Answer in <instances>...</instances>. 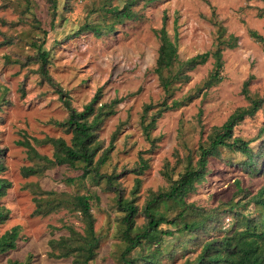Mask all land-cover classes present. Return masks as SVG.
<instances>
[{
    "label": "rangeland",
    "instance_id": "1",
    "mask_svg": "<svg viewBox=\"0 0 264 264\" xmlns=\"http://www.w3.org/2000/svg\"><path fill=\"white\" fill-rule=\"evenodd\" d=\"M124 6L136 16L117 17L114 10ZM164 15L182 60L221 47L224 65L222 80L213 86H204L213 69V58L190 70L187 81L174 84L168 102L187 93H195V97L162 113L151 129L155 139L151 142L142 119L146 104L154 105L148 111L149 119L166 99L155 71ZM251 29L264 36V0H56L55 4L51 0H0V177L11 182L6 193L0 195V209L9 211L0 222V236L20 225L16 247L0 251V264L12 260L76 264L72 256H52L50 239L68 235L69 225L84 232L82 215L68 205H58L48 212L45 206L42 212H36L38 200L49 196L42 190L68 196L97 193L100 199L93 198L92 212L99 244L90 264H124L126 212L117 201L119 190L125 200L135 199L138 213L133 231L140 232L148 221L144 209L151 194L168 190L170 176L175 179L186 165L195 164L199 145L207 144L235 110L248 106L250 98L264 96V41L254 37ZM230 33L237 36L232 47ZM40 48L49 52L46 67L55 84L40 73ZM246 80L249 83L244 92ZM58 87L78 110L98 91L97 105L120 99L115 112L97 131L100 148L95 156L113 143L100 172L114 176V186L106 177H82L80 163L74 167L56 164L41 174L22 172L24 166L37 161L20 141L28 140L49 157H53L54 148L43 139L63 137L71 142L72 132L55 123L69 114L66 97ZM262 126L264 103L255 115L246 116L235 126L234 134L251 140L253 150L261 151L259 164L264 166V134L259 135ZM141 156L148 160L149 167L138 175L134 169ZM246 160V154L220 147L219 153L209 158L205 180L185 197V203L173 199L158 202L157 213L175 222L163 221L156 236L145 240L129 256L137 264L196 261L206 241L230 234L241 220L246 221V215L256 223L264 219V209L253 200L264 185V172L252 171ZM164 168L169 177L163 174ZM137 176L142 182L133 193ZM67 177L77 181L69 183ZM186 205L191 206L186 221L204 220L203 226L182 228L184 219L178 213ZM234 264L247 262L234 257Z\"/></svg>",
    "mask_w": 264,
    "mask_h": 264
},
{
    "label": "trees",
    "instance_id": "2",
    "mask_svg": "<svg viewBox=\"0 0 264 264\" xmlns=\"http://www.w3.org/2000/svg\"><path fill=\"white\" fill-rule=\"evenodd\" d=\"M55 4L56 0H51ZM138 1V0H134ZM154 0H146L152 2ZM53 8V12H55ZM114 13L120 19L133 18L136 16L135 12L129 7L124 6L114 10ZM167 16H163V25L159 29L160 44L158 48V56L156 59L155 71L158 73L166 99L159 103L157 109L151 114L148 119V111L153 108L152 103L146 104L143 112L142 127L146 137L151 142L155 139L151 137V129L155 127L157 119L162 113L168 109L179 108L188 102L192 101L195 93H187L180 98H174L170 102L167 98L174 93V84L177 82H185L190 78L188 73L200 64L205 63L210 58L214 59L213 69L204 81V86L209 87L219 83L222 80V69L224 65L223 54L221 47H216L214 50H208L198 53L187 59L182 60L179 57L177 40L172 39L165 26ZM89 28V25H86ZM97 33L101 30L92 27ZM251 34L264 41V36L258 31L251 29ZM237 36L232 33L229 34L230 46L236 45ZM38 55L42 61L40 65V73L44 80H48L55 84V81L49 73L46 62L48 61L49 52L40 48ZM176 68V69H175ZM173 69H175L173 71ZM168 70L169 73L164 72ZM249 80L244 83V92H247V85ZM60 88V87H58ZM62 96H65L64 103L69 110L68 117L62 121H55L56 124L63 126L65 129L72 132L71 142L69 143L63 137H47L43 142H48L53 145V157L40 153L28 140H22L27 146L29 155L32 159L37 161V164L32 166H24L22 172L25 175L41 174L44 169L56 164H69L76 166L77 163L82 164L83 172L82 177L88 174L94 177H106L111 186H114V176L106 175L100 172V168L108 160L110 152L114 147L113 143L108 148L104 149L101 154L95 159V156L100 148L98 143L97 131L104 119L115 112V105L119 102V98H115L110 102H105L97 105L100 91L83 107L78 110L72 104L66 92L62 88L59 89ZM264 103V96L250 98V104L246 107H241L235 110L229 118L218 128L207 144L201 143L199 145V156L195 164L189 163L185 169L179 173L177 178L170 176L167 168H164L163 174L170 176V187L166 191L159 193L153 192L150 199L147 201L144 212L148 221L142 227L140 232L134 233L135 215L138 213V206L135 204V199L125 200L121 190H119L118 204L126 213L123 217L125 223L124 239L127 243L126 248L122 254L124 264H137L129 255L137 247L143 245L145 240L154 238L159 229V225L163 221L175 222L174 219L169 220L164 214H158L155 210L159 201L165 199H173L177 202L185 203V197L197 189V185L205 180L208 173V162L211 156L219 153L220 147H229L232 150H238L247 155L249 167L252 171L264 172V166L259 164L262 162L261 151L255 152L250 145L251 140L244 139L234 134L235 126L242 121L246 116H253L262 107ZM264 134V126L259 130V135ZM140 164L134 169L136 174L141 175L146 168L149 167L148 160L141 156ZM0 168H3L0 165ZM69 183L77 181L75 177H67ZM142 179L136 177L133 193H137ZM11 186V182L3 177H0V195L6 193L7 188ZM119 189V188H118ZM49 196L38 200V208L36 212H42L44 209L48 210L58 205H68L78 210L82 219L85 222L84 232L76 230L73 226L69 225V234L59 238H51L50 254L56 257L72 256L73 262L76 264H90V261L96 255V249L99 244V237L95 230V218L92 212V200L100 199L97 193H76L71 196L65 193H54V191L42 190ZM64 196V199H61ZM61 197V198H58ZM253 200L256 206L264 209V185L253 195ZM234 208V206H231ZM191 206L186 205L182 208L178 216L183 218V229L193 230L197 227L203 226L204 220L193 219L186 221L185 216L190 210ZM9 211L6 207L0 209V222L8 217ZM172 234V230L164 231ZM20 235V225H14L12 228L6 230L0 236V251H6L16 247V241ZM248 244V247L246 244ZM234 257L243 259L247 264H264V219L256 223L251 217H247L246 221L242 220L231 231L230 234H225L222 237L213 238L205 242L202 252L198 255L196 261H187L185 264H221L228 262L234 264ZM8 264H29V262L12 260Z\"/></svg>",
    "mask_w": 264,
    "mask_h": 264
}]
</instances>
